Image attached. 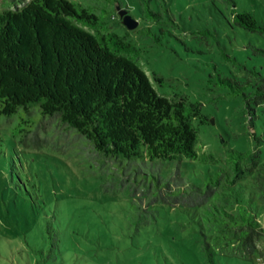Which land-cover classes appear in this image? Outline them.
Here are the masks:
<instances>
[{"label": "trees", "instance_id": "16d2710c", "mask_svg": "<svg viewBox=\"0 0 264 264\" xmlns=\"http://www.w3.org/2000/svg\"><path fill=\"white\" fill-rule=\"evenodd\" d=\"M207 2L225 17L224 26L264 38V23L251 10H241L237 0ZM6 3L0 10V160L6 166L0 184L16 205L21 201L22 211L43 233L39 237L46 243L37 252L45 260L58 257L61 229L42 180L29 172L41 155L31 159L17 147H49L44 141L52 133L42 132L43 125L55 119L80 139L70 151L86 173L108 192L128 189V234L158 222L155 205L163 203L185 213L214 264L215 256L234 264H264V161L254 160L247 173L242 163L250 152L232 149L231 165L220 166L204 185L190 181L179 167L163 175L168 162L220 163L221 158L199 151L196 120L207 119L201 102L161 94L139 62L140 48L131 31L115 28L124 26L121 10L131 14L122 0ZM135 10L137 15H131L145 24L140 31L159 43L163 33L181 27L166 0H140ZM205 29L215 38L221 34ZM249 45L264 58L263 45ZM242 69L247 70L242 75L218 72V83L229 86L232 95L244 96L253 110L252 102L264 103V74L246 65Z\"/></svg>", "mask_w": 264, "mask_h": 264}, {"label": "rangeland", "instance_id": "374dc122", "mask_svg": "<svg viewBox=\"0 0 264 264\" xmlns=\"http://www.w3.org/2000/svg\"><path fill=\"white\" fill-rule=\"evenodd\" d=\"M6 1L0 0V10L7 5ZM98 1L106 4V0ZM166 1L181 27L163 33L161 43L140 31L145 24L140 26L137 17L134 18L139 24L134 29L123 22L125 27H116V20L113 25L119 31H131L140 48L139 62L161 94L187 95L190 100L201 102L202 114L207 119L196 120L198 148L200 153L215 154L221 162H168L162 166V173L167 176L179 167L190 181L204 185L220 166H227L232 149L250 152L242 163L249 173L254 160L264 161V103L252 102V110L244 96L232 95L229 86L218 83L217 73L242 75L247 72L242 69L246 65L264 74V58L255 55L249 45L254 42L264 46V38L224 26L225 17L208 0ZM122 2L131 14L137 15L135 9L140 0ZM237 2L241 10H251L264 23V0ZM207 27L221 33L219 40L204 32ZM227 54L239 59V63ZM55 121L46 119L43 125L42 132L53 134L48 135V142L44 141L49 147L27 144L18 146L17 151H24L29 158L41 155L32 167L27 165L32 179L42 180L47 203L58 214L61 252L46 260L43 253L37 252L46 243L41 238L43 233L37 229L34 218L22 211L21 201L16 205L0 184V264H214L199 232L176 207L158 203V222L143 227L134 236L128 234V189L108 192L98 178L86 173L70 151L80 144V139ZM48 163L53 167L49 168ZM5 172L6 166L0 160V179ZM261 220L264 223V213ZM261 246L264 248V243ZM215 259V264H234L233 260L228 263L226 257Z\"/></svg>", "mask_w": 264, "mask_h": 264}, {"label": "water", "instance_id": "95a60500", "mask_svg": "<svg viewBox=\"0 0 264 264\" xmlns=\"http://www.w3.org/2000/svg\"><path fill=\"white\" fill-rule=\"evenodd\" d=\"M120 15L123 19V23L129 28L134 29L138 26L139 21L135 19L131 14L128 13L127 10H121Z\"/></svg>", "mask_w": 264, "mask_h": 264}]
</instances>
